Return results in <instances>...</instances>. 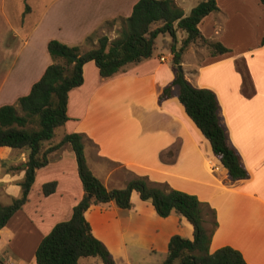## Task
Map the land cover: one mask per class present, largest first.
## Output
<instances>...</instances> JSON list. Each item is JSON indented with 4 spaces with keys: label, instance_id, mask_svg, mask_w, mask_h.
Segmentation results:
<instances>
[{
    "label": "crops",
    "instance_id": "1",
    "mask_svg": "<svg viewBox=\"0 0 264 264\" xmlns=\"http://www.w3.org/2000/svg\"><path fill=\"white\" fill-rule=\"evenodd\" d=\"M137 1L57 0L46 5L26 35L14 31L9 42L5 35L0 37V106L28 94L51 64L49 40L74 46L83 45L94 30L115 33L120 20L107 25L109 30L106 22L128 17ZM216 2L219 12L205 16L198 27L205 38L221 42L230 51L211 56L206 47L198 51L190 46L182 54V71L194 87L215 93L227 142L238 152L246 178H229L176 95L158 100L174 77L169 52L164 61L161 52L153 53L107 78L99 75L94 62L85 63L83 83L68 94L69 119L42 149L65 134H81L88 166L107 189L143 178L166 192L175 189L195 195L204 226L212 234L209 251L230 246L247 264H264V7L259 0ZM192 49L198 63L188 68L185 55ZM26 156L23 150L0 147L1 204L20 196ZM47 157L48 164L36 170L28 201L0 230V264L13 260L34 264L33 255L22 254V245L37 247L56 223L70 218L83 195L71 145L65 143ZM52 181L57 184L55 191L38 195L33 202L35 185ZM131 202L130 209L110 202L92 205L85 213L93 235L104 243L115 264H137L144 257L156 262L165 258L173 235L193 239V226L183 215L172 212L161 217L135 191ZM8 250L12 253L4 254ZM93 259L90 264H102Z\"/></svg>",
    "mask_w": 264,
    "mask_h": 264
},
{
    "label": "trees",
    "instance_id": "2",
    "mask_svg": "<svg viewBox=\"0 0 264 264\" xmlns=\"http://www.w3.org/2000/svg\"><path fill=\"white\" fill-rule=\"evenodd\" d=\"M259 1L264 7V0ZM28 12L26 6L22 19ZM217 12L216 0L198 1L188 15L175 0H138L128 17L106 22V28L118 20L121 22L113 39L94 30L83 45L69 46L56 39L49 40L47 51L51 64L28 94L20 96L13 104L0 106V147L23 150L27 154L22 167L25 174L19 184L20 196L9 204L0 203V230L28 201L36 170L48 164V153L65 143L72 147L81 181L82 197L73 206L70 218L56 223L41 239L35 250L34 264H78L81 258L89 257L99 259L102 264H115L104 243L93 235L85 213L92 205L110 202L118 208L130 209L133 191L141 200L150 201L159 216L176 212L193 226V239L180 235L170 238L168 252L160 264H247L241 253L230 246L209 251L212 234L204 226L200 201L195 195L175 189L166 192L149 186L143 178H134L123 188L107 189L90 170L85 143L79 133L65 134L58 143L42 149L43 143L69 119L66 113L68 94L83 83L85 63L94 62L101 77H110L127 64L151 57L156 50L157 37L168 35L170 40H162V50L171 53L175 72L172 82L162 89L158 100L161 102L176 95L186 114L209 141L215 158L227 170L229 178L233 181L246 178L248 173L238 152L227 142L215 93L207 88L194 87L178 69L182 54L190 43L206 46L211 56L230 51L221 42L205 38L198 27L205 16ZM178 30L186 33L179 47ZM85 44L90 47L85 48ZM56 185L55 181L44 183L43 194H52Z\"/></svg>",
    "mask_w": 264,
    "mask_h": 264
},
{
    "label": "rangeland",
    "instance_id": "3",
    "mask_svg": "<svg viewBox=\"0 0 264 264\" xmlns=\"http://www.w3.org/2000/svg\"><path fill=\"white\" fill-rule=\"evenodd\" d=\"M54 1L56 2L57 0H0V37H3L5 35L7 37V41L9 42L13 39L14 31H16V33L18 31V33L20 35H26L29 31V28H27V27H29L31 25V23H33V24L36 23V21H38V19L41 18V15H42L43 10L45 9L46 5H48L49 3L54 2ZM177 1L180 2L181 8L186 12V15H188L190 10L200 0H184V2H182V3L180 0H177ZM26 6H28L29 11L32 10V12L26 14L27 16H26V18H24V24L21 25V23L23 21L22 14L25 12ZM25 23H27V26L25 25ZM109 27H111V26H109ZM11 29H13V31H10ZM109 29H108V27L106 28V30H109ZM118 30H119V28L115 30V33L109 32L108 33L109 36L108 35L107 36L110 38L116 37ZM178 32H179L178 33L179 37L181 36L179 39L182 41L185 38V37L184 38L182 37V35L184 33L180 30H178ZM162 40H163V36L159 35L156 39V50L154 51L155 54L158 52H161L162 54H167V51L161 50ZM239 43H243V42H239ZM192 44L193 43H190L187 46V48L185 49V51H187L190 46H195V50H198V51H199V48L206 47V46H203L197 42H195L194 45H192ZM84 47L89 48L90 46L85 44ZM193 54H194V52L192 49V50H189L185 55L186 56L185 59L189 63L188 68L190 67V65H193V67H196V64L198 63V59ZM55 132H58V130H56ZM42 170L44 172V169H42ZM38 184L39 185H35L34 189L32 190L33 191L32 192L33 202H35L37 200L38 195L44 196L43 188H42L44 185V182H41ZM4 201L7 203V200H4ZM33 246L32 245L30 246V244L28 242L23 244L22 245V254H24L25 257H29L30 255L31 256L33 255V257H34L35 250L37 247L31 249ZM8 253H12V252L10 250H8V252L7 251L4 252V254H8ZM7 257L8 256H6V258ZM160 259L156 262L152 261L150 263L149 259L144 257L141 261L137 262V264H160L164 258H162L161 260ZM92 260H94V259L93 258H85V259H82L79 264H90V262ZM96 260L101 262L99 259H96ZM13 261L15 262V260H13Z\"/></svg>",
    "mask_w": 264,
    "mask_h": 264
},
{
    "label": "built area",
    "instance_id": "4",
    "mask_svg": "<svg viewBox=\"0 0 264 264\" xmlns=\"http://www.w3.org/2000/svg\"><path fill=\"white\" fill-rule=\"evenodd\" d=\"M168 55H171V54H170V53H168ZM160 60H161V61H164V60H165L164 54L160 56ZM211 167H213V165H211ZM214 167H215V166H214ZM3 264H15V263H14V262H11V261H9V262H5V263H3Z\"/></svg>",
    "mask_w": 264,
    "mask_h": 264
},
{
    "label": "water",
    "instance_id": "5",
    "mask_svg": "<svg viewBox=\"0 0 264 264\" xmlns=\"http://www.w3.org/2000/svg\"><path fill=\"white\" fill-rule=\"evenodd\" d=\"M178 69L182 71V65L181 64L178 65Z\"/></svg>",
    "mask_w": 264,
    "mask_h": 264
}]
</instances>
